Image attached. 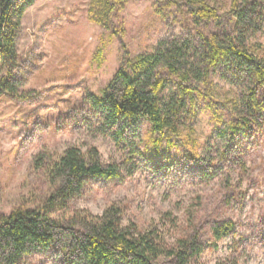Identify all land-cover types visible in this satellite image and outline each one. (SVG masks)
Returning a JSON list of instances; mask_svg holds the SVG:
<instances>
[{
    "label": "trees",
    "instance_id": "16d2710c",
    "mask_svg": "<svg viewBox=\"0 0 264 264\" xmlns=\"http://www.w3.org/2000/svg\"><path fill=\"white\" fill-rule=\"evenodd\" d=\"M124 1L92 0L94 20L110 29L112 13ZM158 1L178 11L187 32L162 38L134 56L123 51L109 81L85 96L95 130L160 170L189 162L203 180L222 176L229 186L230 174L238 169L242 175L248 150L264 132V54L250 40L264 28V0ZM33 2L0 0V93L20 95L16 43L21 19ZM202 109L215 124L213 139L204 146L195 130ZM141 123L146 125L143 134ZM34 161L53 189L39 207L0 215V264H20L54 246L63 251L65 264H201L199 236L182 235L168 243L157 227L123 225L116 205L99 215H53L66 210L89 180L122 179L124 165L103 163L94 146L83 151L68 145L56 154L42 150ZM233 231L230 219L211 227L215 240Z\"/></svg>",
    "mask_w": 264,
    "mask_h": 264
},
{
    "label": "rangeland",
    "instance_id": "374dc122",
    "mask_svg": "<svg viewBox=\"0 0 264 264\" xmlns=\"http://www.w3.org/2000/svg\"><path fill=\"white\" fill-rule=\"evenodd\" d=\"M117 7L108 30L94 20L92 0H34L26 9L16 43L20 95L0 93V215L39 207L52 191L44 169L35 165L37 153L94 146L103 163L124 165L122 179L89 180L66 210L53 215H99L116 205L123 225L157 227L168 243L199 236L201 264H264V132L245 156L246 170L231 173L227 186L222 176L203 180L189 162L160 170L95 130L85 96L109 81L123 51L134 56L187 32L178 11L158 0H125ZM250 40L264 54V28ZM145 129L141 123L139 132ZM195 130L203 146L213 139L215 124L207 110L198 112ZM227 219L233 233L215 240L211 227ZM62 258L54 246L20 264H65Z\"/></svg>",
    "mask_w": 264,
    "mask_h": 264
}]
</instances>
